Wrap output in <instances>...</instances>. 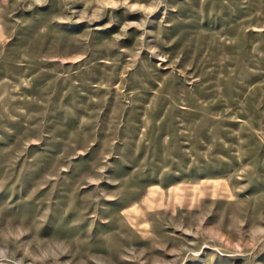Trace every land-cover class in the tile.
Masks as SVG:
<instances>
[{
	"label": "rangeland",
	"instance_id": "obj_1",
	"mask_svg": "<svg viewBox=\"0 0 264 264\" xmlns=\"http://www.w3.org/2000/svg\"><path fill=\"white\" fill-rule=\"evenodd\" d=\"M0 264H264V0H0Z\"/></svg>",
	"mask_w": 264,
	"mask_h": 264
}]
</instances>
